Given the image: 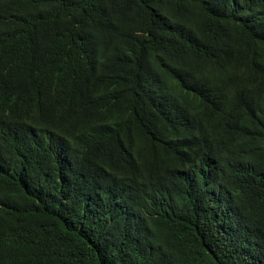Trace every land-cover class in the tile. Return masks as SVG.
I'll list each match as a JSON object with an SVG mask.
<instances>
[{
    "label": "trees",
    "instance_id": "1",
    "mask_svg": "<svg viewBox=\"0 0 264 264\" xmlns=\"http://www.w3.org/2000/svg\"><path fill=\"white\" fill-rule=\"evenodd\" d=\"M0 264H264V0H0Z\"/></svg>",
    "mask_w": 264,
    "mask_h": 264
}]
</instances>
